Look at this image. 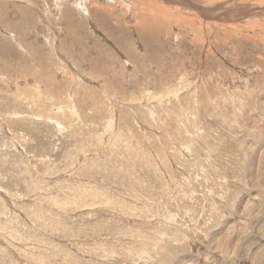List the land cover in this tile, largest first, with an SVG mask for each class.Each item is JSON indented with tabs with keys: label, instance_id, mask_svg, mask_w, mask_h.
Masks as SVG:
<instances>
[{
	"label": "rangeland",
	"instance_id": "rangeland-1",
	"mask_svg": "<svg viewBox=\"0 0 264 264\" xmlns=\"http://www.w3.org/2000/svg\"><path fill=\"white\" fill-rule=\"evenodd\" d=\"M133 1L0 0V264H264V12Z\"/></svg>",
	"mask_w": 264,
	"mask_h": 264
},
{
	"label": "bare ground",
	"instance_id": "bare-ground-1",
	"mask_svg": "<svg viewBox=\"0 0 264 264\" xmlns=\"http://www.w3.org/2000/svg\"><path fill=\"white\" fill-rule=\"evenodd\" d=\"M139 1H138L139 2L138 4L143 6V8L142 7L141 8L143 10H146L147 12L148 11L154 12V14H156L154 16H168L169 14H176L174 16V18L176 17V19L177 18H180V19L185 18V17H183V15L181 13L182 11L181 12L179 11V9H178L179 6H181V8L182 7L186 8V5L188 7V6L192 5L191 3H194L193 0H176L177 4L179 6L178 7H171L172 8V11H171L169 9V7L157 2L156 0H139ZM243 1H246V0H197L198 4H196L195 7H196L197 11L199 12L198 14H200L201 16H203L205 18H208V19L214 21L215 22L214 24H218L221 27V29L223 28V29L228 30L229 28H235V30H237L236 28H239L241 24L236 22V21H241L244 19H249V20L254 21V20L259 19L256 17L257 15L262 16L261 12H264V7L261 6V4H260V2H264V0H250L251 2L256 4L255 6H249V5L242 4L241 2H243ZM136 5H137V3H135V6ZM138 6H137V8H138ZM197 11L195 13H197ZM95 12H97V11L93 10V13H95ZM140 13H142V11ZM144 14H146V13H144ZM144 14H140L137 17V18H139V20L141 22L140 24H142L141 27L138 28L139 34L142 36H144V35H146V36L156 35L158 33L157 22H159V20H157L156 18L153 19V16L150 19H148L149 17H147ZM198 18H200V17L198 16ZM176 19H174V20H176ZM153 20H154V22H153ZM164 21H166V20H164ZM164 21L162 23H164ZM200 21H202V20H200ZM147 22H149V25L145 26L144 24H146ZM225 24H231V25H225ZM138 25H139V23H138ZM208 28H210V27H208ZM211 30L212 29L210 28L209 31H211ZM169 31H170V29H169ZM186 31H188V30H186ZM194 34H196V33H194ZM218 39H219V37H218Z\"/></svg>",
	"mask_w": 264,
	"mask_h": 264
}]
</instances>
